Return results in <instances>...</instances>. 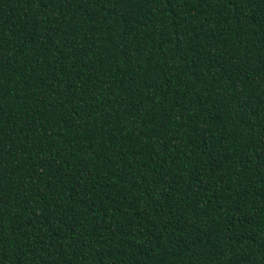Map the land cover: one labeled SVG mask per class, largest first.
I'll use <instances>...</instances> for the list:
<instances>
[{
	"label": "trees",
	"instance_id": "1",
	"mask_svg": "<svg viewBox=\"0 0 264 264\" xmlns=\"http://www.w3.org/2000/svg\"><path fill=\"white\" fill-rule=\"evenodd\" d=\"M0 264H264V0H0Z\"/></svg>",
	"mask_w": 264,
	"mask_h": 264
}]
</instances>
